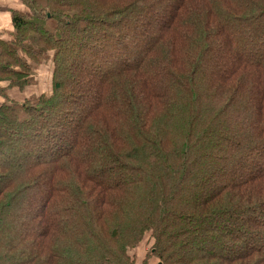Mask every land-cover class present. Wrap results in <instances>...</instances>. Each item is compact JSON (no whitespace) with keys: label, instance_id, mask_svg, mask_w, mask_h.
I'll return each instance as SVG.
<instances>
[{"label":"trees","instance_id":"1","mask_svg":"<svg viewBox=\"0 0 264 264\" xmlns=\"http://www.w3.org/2000/svg\"><path fill=\"white\" fill-rule=\"evenodd\" d=\"M9 11L0 264H264V0Z\"/></svg>","mask_w":264,"mask_h":264},{"label":"crops","instance_id":"2","mask_svg":"<svg viewBox=\"0 0 264 264\" xmlns=\"http://www.w3.org/2000/svg\"><path fill=\"white\" fill-rule=\"evenodd\" d=\"M19 8V0H0V32L11 29L10 9Z\"/></svg>","mask_w":264,"mask_h":264},{"label":"rangeland","instance_id":"3","mask_svg":"<svg viewBox=\"0 0 264 264\" xmlns=\"http://www.w3.org/2000/svg\"><path fill=\"white\" fill-rule=\"evenodd\" d=\"M148 246H149L148 244H147V246L145 245L143 250H146ZM130 254H131L133 257L136 256V258L139 259L140 256L143 254V252H142V250H141L140 252H138V253H137L136 251H131ZM142 256H143V255H142ZM141 258H142V257H141ZM149 263H150V264H156V260H155V259H150ZM137 264H139V263H137Z\"/></svg>","mask_w":264,"mask_h":264},{"label":"water","instance_id":"4","mask_svg":"<svg viewBox=\"0 0 264 264\" xmlns=\"http://www.w3.org/2000/svg\"><path fill=\"white\" fill-rule=\"evenodd\" d=\"M158 264H160V263H158Z\"/></svg>","mask_w":264,"mask_h":264}]
</instances>
